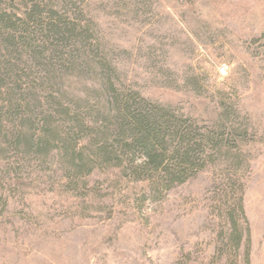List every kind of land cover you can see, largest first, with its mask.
<instances>
[{
  "label": "rangeland",
  "instance_id": "1",
  "mask_svg": "<svg viewBox=\"0 0 264 264\" xmlns=\"http://www.w3.org/2000/svg\"><path fill=\"white\" fill-rule=\"evenodd\" d=\"M37 1L0 7L26 15ZM68 2L83 7L127 86L203 128L238 112L249 136L234 154L245 164H210L159 198L152 183L114 173H97L85 197L58 168L53 182L15 174L0 185V264H248L250 251L264 264V0ZM243 197L250 223L237 259L229 213Z\"/></svg>",
  "mask_w": 264,
  "mask_h": 264
},
{
  "label": "trees",
  "instance_id": "2",
  "mask_svg": "<svg viewBox=\"0 0 264 264\" xmlns=\"http://www.w3.org/2000/svg\"><path fill=\"white\" fill-rule=\"evenodd\" d=\"M88 22L83 7L68 0H38L26 15L0 7L2 187L27 171L53 182L47 174L58 168L79 195L91 194V179L103 172L150 182L159 198L213 163L229 162L240 173L244 158L234 152L249 132L238 112L228 108L208 129L148 99L126 85ZM229 218L226 250L241 259L246 197ZM252 257L250 251L248 264Z\"/></svg>",
  "mask_w": 264,
  "mask_h": 264
}]
</instances>
